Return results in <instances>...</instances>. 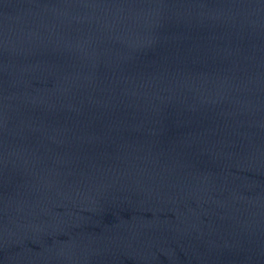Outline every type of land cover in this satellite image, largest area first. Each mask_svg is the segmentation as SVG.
<instances>
[{
	"label": "water",
	"instance_id": "obj_1",
	"mask_svg": "<svg viewBox=\"0 0 264 264\" xmlns=\"http://www.w3.org/2000/svg\"><path fill=\"white\" fill-rule=\"evenodd\" d=\"M0 264H264V0H0Z\"/></svg>",
	"mask_w": 264,
	"mask_h": 264
}]
</instances>
